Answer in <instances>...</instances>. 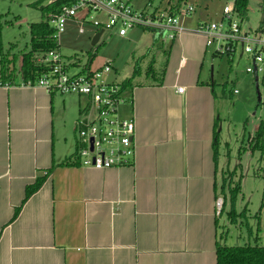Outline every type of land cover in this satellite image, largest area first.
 I'll return each instance as SVG.
<instances>
[{"label": "crops", "instance_id": "crops-1", "mask_svg": "<svg viewBox=\"0 0 264 264\" xmlns=\"http://www.w3.org/2000/svg\"><path fill=\"white\" fill-rule=\"evenodd\" d=\"M149 33L128 77L117 80L110 65L119 83L138 70L124 87L130 105L119 108L134 119L131 165H63L75 155L74 121L84 99L21 85L18 64L11 83L0 84V264H215L229 221L219 224L213 208L227 165L218 160V56L200 35L163 40ZM38 177L40 186L24 200L25 186ZM258 209L261 226L264 204Z\"/></svg>", "mask_w": 264, "mask_h": 264}, {"label": "built area", "instance_id": "built-area-1", "mask_svg": "<svg viewBox=\"0 0 264 264\" xmlns=\"http://www.w3.org/2000/svg\"><path fill=\"white\" fill-rule=\"evenodd\" d=\"M192 11L193 7L187 4L168 6L158 12L136 10L130 0H67L55 12L47 14L55 46L32 54L33 62L42 68V72L34 81L27 80L21 85L84 99V106L74 121L77 134L74 154L79 165L95 169L131 165L135 155L134 119L119 114L120 106L126 102L130 105L131 100L130 96L124 95L121 82L109 77V62L93 69L88 60L78 67L73 66L76 62L71 57L62 54L58 36L68 22L75 25L78 34L85 33V27L89 26V38L101 30L97 42L102 36L124 37L127 31L137 28L163 37V40H172L182 33L200 35L205 47L217 56L231 58L238 46L247 61L244 72L264 82V28L242 30L233 11V0L223 5L219 19L198 22L191 29L184 28L180 19ZM74 67L77 72L70 73L69 69ZM182 91L183 87H176L177 93ZM232 93L237 90L232 89ZM222 205L223 197L216 195L213 201L215 216L219 215Z\"/></svg>", "mask_w": 264, "mask_h": 264}, {"label": "rangeland", "instance_id": "rangeland-1", "mask_svg": "<svg viewBox=\"0 0 264 264\" xmlns=\"http://www.w3.org/2000/svg\"><path fill=\"white\" fill-rule=\"evenodd\" d=\"M37 1L39 3L33 6L32 4ZM49 1L0 0V14L2 15L1 58H3V63L7 66V69L17 70L19 53L23 49H28V25L39 22L43 18L39 7L49 4ZM180 1H184L185 4L193 7L189 17L181 23L182 26H186L190 24L193 18H197L199 22L219 19L221 8L231 0H130V4L136 10L151 11L156 8L155 10L160 12L169 5H177ZM46 16L45 19L47 20ZM262 18H264V0H247L246 17L241 21L242 30L252 31L257 29ZM181 20L182 18L180 22ZM74 26L68 22L64 31L58 36V44L62 54L71 57L78 67H82L88 62L89 55L93 58L91 68L109 61L117 72L115 75L117 80L130 75L137 49L143 45L144 40L150 38L149 32L133 28L127 31L126 36L123 38L115 35L102 36L100 41L92 46L90 45V39L87 38L91 28L86 26L85 33L78 34ZM12 54L17 59L14 66L9 61ZM160 63L161 56L155 62L156 69L161 68ZM246 64L245 54L238 46L231 58L227 59L225 55H220L215 56L212 60V74L217 85L215 88L216 94L218 98H221L219 89H222L224 95V101L221 99V102L219 100L217 102L218 105L222 103L221 109L218 110V118L221 121L218 160L219 163L227 164L224 171H222V177L233 167H236L233 181L237 179V176L240 178L239 192L234 201V209L237 213L242 209L245 210L243 215L239 214L234 220L235 223L228 221L226 224L227 232L224 243L226 245L256 243L264 246V222L261 226H257L255 221L259 214L258 205H260V200H264V185L261 177L264 174V165L262 161H259L257 151L250 152L251 137L256 130L258 121L264 119V82L257 79L255 88L254 77L244 72ZM69 70L70 73H75L77 67ZM232 89L237 90V93L233 94ZM257 99H259V104H257ZM227 207L228 204L226 203L224 206L225 211H227ZM222 213L218 219L219 224L224 220H229L226 213ZM240 217H242V220L239 219ZM247 228H250L251 236L247 235ZM256 228H258L257 237L259 239L254 241Z\"/></svg>", "mask_w": 264, "mask_h": 264}, {"label": "trees", "instance_id": "trees-1", "mask_svg": "<svg viewBox=\"0 0 264 264\" xmlns=\"http://www.w3.org/2000/svg\"><path fill=\"white\" fill-rule=\"evenodd\" d=\"M67 0H56L53 3H49L47 5H41L39 10L41 12V16L43 17L39 22L30 23L28 25V49L21 51L19 53V74L22 82L27 80L34 81L38 78L40 73L42 72V68L35 64L32 60V54L35 52H42L50 50L55 46V41L52 38V28L49 26L47 20L45 19V15L50 12H55L56 9ZM39 1L33 3V6H36ZM246 4L247 0H233V11L240 20V22L246 17ZM47 17V16H46ZM260 29L264 28V18L261 19L260 24L258 26ZM2 28V15L0 14V34ZM2 55V45L0 43V84L3 83H11L14 79V73L16 70L7 69V66L4 65V60L1 58ZM17 56V58H18ZM5 58V57H4ZM6 59V58H5ZM91 60V56L89 55V61ZM13 66L17 59L14 57V54L11 55V59L9 60ZM146 71L151 72V67L148 66ZM138 70L135 68L132 72V77ZM123 80L121 82L122 87H127L131 78ZM259 104V102H257ZM251 145L250 152L257 151L259 153V161L263 162L264 165V119L258 121L256 130L251 137ZM217 144V136L214 134V142H213V151L216 154L215 145ZM239 153V152H238ZM63 165H79V161L75 155H72L68 158ZM235 168L226 173L224 177L221 178V184L219 186V192L223 196V205L219 215L224 210V206L227 203V211L226 216L229 218L230 222H234V220L238 217L239 214L243 215L245 211L242 209L239 213H237L234 209V201L239 192V176L237 179L233 181V176L235 174ZM262 182L264 185V174L261 176ZM43 177L36 178L33 183L25 186L24 189V200L35 190L38 189ZM264 204V200L260 202L258 208ZM259 210V209H258ZM16 211L14 212L15 215ZM256 216V215H255ZM254 241H256L257 236L253 237ZM215 264H264V246L254 244H242V245H226L224 243H216L215 245Z\"/></svg>", "mask_w": 264, "mask_h": 264}, {"label": "water", "instance_id": "water-1", "mask_svg": "<svg viewBox=\"0 0 264 264\" xmlns=\"http://www.w3.org/2000/svg\"><path fill=\"white\" fill-rule=\"evenodd\" d=\"M101 30L97 31L96 33H94V35L92 36V38L90 39V45H95L99 36H100ZM254 83H255V88H256V79L254 78ZM258 98V97H257ZM257 102H259V99H257Z\"/></svg>", "mask_w": 264, "mask_h": 264}]
</instances>
